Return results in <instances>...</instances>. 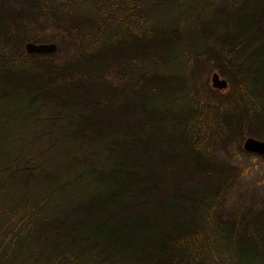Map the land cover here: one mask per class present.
I'll use <instances>...</instances> for the list:
<instances>
[{"label":"trees","instance_id":"trees-1","mask_svg":"<svg viewBox=\"0 0 264 264\" xmlns=\"http://www.w3.org/2000/svg\"><path fill=\"white\" fill-rule=\"evenodd\" d=\"M206 1L97 0L89 13L78 0H0V51L13 52L0 64V108L29 98L59 109L61 186L85 195L64 214L13 222L16 234L91 235L92 246L59 245L48 264H264V209L223 216L240 168L219 156L244 136L264 139V0L205 15ZM48 27L72 42L67 58L15 54ZM200 61L227 79L225 92L198 91Z\"/></svg>","mask_w":264,"mask_h":264},{"label":"rangeland","instance_id":"rangeland-1","mask_svg":"<svg viewBox=\"0 0 264 264\" xmlns=\"http://www.w3.org/2000/svg\"><path fill=\"white\" fill-rule=\"evenodd\" d=\"M79 1L89 5V13H92L97 2V0ZM182 1L187 2L189 0ZM234 1L207 0L204 2L205 5L197 10L201 14L208 15L213 5H231ZM237 2H243V0H237ZM187 5L183 3L177 8L171 6L168 8L171 9V14L177 10L179 16L182 11H186ZM36 32V42L26 40L15 54L20 53V51H23V54L26 53L25 45L27 43L55 44L56 49L50 55H53L51 56L52 59L57 61L67 58L73 51L72 42L69 39L63 40L60 30L48 27L47 29H38ZM182 40L187 41V35L183 36ZM11 55L13 52L10 54V52L0 51V64L5 63V61L7 63L6 58ZM200 58L202 59L203 56ZM12 65L13 62L12 64L10 62L8 68L10 69ZM184 68L188 67L183 66ZM213 72L217 71L211 64L200 61L197 76L200 81L198 91L201 94L206 93L209 89H214L211 83ZM219 76L226 79L220 74ZM227 88L228 85L225 89L218 91L225 92ZM28 99L22 105L7 104L4 108H0V226H3V231H0V240L3 237L6 239V245L0 246V264H48L49 258L54 256L59 245L65 247L73 255L82 246H92L89 244L91 235L83 230L74 229L70 231L67 229L65 232H60V229L54 230L47 227L42 229V225L41 228L34 227L32 232L20 231L16 234L11 230L13 222L20 217H27L29 220L37 216L39 218L40 215L50 217L55 213L56 215L64 214L67 206L73 205L72 207H74L77 201L85 197V195L77 196L75 192L72 196L70 195L72 192L65 195L64 192L68 186L63 188L61 186L62 180L65 178L66 167L62 171L64 178H61L58 171L62 170L63 164H60L61 159L58 150L67 147L65 141H60L62 137L57 130L59 124H64V120L56 116L59 109L47 101L43 100L42 102V99L34 101V104H31ZM10 101L13 102V100ZM12 115L17 118V122L21 121L19 127L16 126V122H8ZM247 137L253 136H244L243 141ZM243 141L241 143L238 140L231 142L227 148L228 154L219 152L221 158L228 159L240 168L238 183L229 190L224 204L223 216L227 218L233 216L234 210L244 207L243 205L264 209V158L245 150L243 151L246 154L241 152L239 145L242 147ZM63 155L67 154H61V156ZM6 163L15 164L12 167L15 168L14 173H9V166V169H5ZM22 163H26L25 166ZM26 166H30V168ZM55 172H57L56 178L49 181L51 174ZM80 185L78 189L74 188L78 194H84L83 192L89 190L87 185ZM74 189L71 188V190ZM43 194L47 196V199ZM70 217L74 218L75 214L70 215ZM86 235L89 241L83 242ZM67 244L68 246H65ZM255 262L252 264L259 263V261ZM86 264H93L92 260H86ZM104 264L112 263L104 262ZM113 264L123 263L114 262Z\"/></svg>","mask_w":264,"mask_h":264},{"label":"water","instance_id":"water-1","mask_svg":"<svg viewBox=\"0 0 264 264\" xmlns=\"http://www.w3.org/2000/svg\"><path fill=\"white\" fill-rule=\"evenodd\" d=\"M28 53H51L56 49L55 44L45 43H27L25 45ZM212 87L217 90L225 89L228 85L227 79L220 78L217 72H213L211 75ZM243 150L249 153H255L260 156H264V139H257L253 137H247L242 144Z\"/></svg>","mask_w":264,"mask_h":264}]
</instances>
